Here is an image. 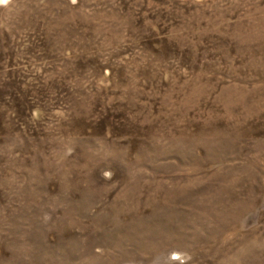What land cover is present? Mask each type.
I'll return each instance as SVG.
<instances>
[{"label":"rangeland","instance_id":"rangeland-1","mask_svg":"<svg viewBox=\"0 0 264 264\" xmlns=\"http://www.w3.org/2000/svg\"><path fill=\"white\" fill-rule=\"evenodd\" d=\"M0 264H264V0L0 9Z\"/></svg>","mask_w":264,"mask_h":264},{"label":"clouds","instance_id":"clouds-1","mask_svg":"<svg viewBox=\"0 0 264 264\" xmlns=\"http://www.w3.org/2000/svg\"><path fill=\"white\" fill-rule=\"evenodd\" d=\"M13 3H14V0H0V9L8 10L9 6L12 5Z\"/></svg>","mask_w":264,"mask_h":264}]
</instances>
